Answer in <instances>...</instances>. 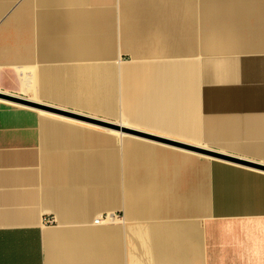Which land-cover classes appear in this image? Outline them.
Here are the masks:
<instances>
[{"label": "crops", "instance_id": "crops-1", "mask_svg": "<svg viewBox=\"0 0 264 264\" xmlns=\"http://www.w3.org/2000/svg\"><path fill=\"white\" fill-rule=\"evenodd\" d=\"M1 88L149 136L0 105V264H264V168L183 147L264 165V0H0Z\"/></svg>", "mask_w": 264, "mask_h": 264}, {"label": "water", "instance_id": "water-1", "mask_svg": "<svg viewBox=\"0 0 264 264\" xmlns=\"http://www.w3.org/2000/svg\"><path fill=\"white\" fill-rule=\"evenodd\" d=\"M0 98H4L6 100H9L11 102H14L16 104H22V105H26V106H29V107H36V108H39L41 110H45V111H52V112H55V113H60V114H64V115H69L73 118H76V119H79L81 121H87V122H91V123H94V124H97V125H103L105 127H109V128H112V129H118V130H122V131H125V132H128V133H134V131L131 129H127V128H122L120 125H117V124H112V123H109V122H106V121H102V120H96V119H93V118H90V117H87V116H81V115H78L76 113H73V112H67L64 111V110H61V109H58V108H55L53 106H45V105H42L40 103H37V102H32L28 99H25V98H22L20 96H14L12 94H9V93H6L4 91H1L0 92ZM66 113V114H65ZM135 134V133H134ZM138 135V134H137ZM140 136H142V134H139ZM186 148L190 149V150H193V151H198L202 154H205V155H208V156H211V157H216V158H220V159H224V160H227V161H233V162H236V163H239V164H243V165H251V166H254V167H257V168H264V165H257L255 163H252V162H249V161H244V160H241L239 158H236L234 156H231V155H226L222 152H219L217 150H209V149H205L203 147H192V146H185Z\"/></svg>", "mask_w": 264, "mask_h": 264}, {"label": "rangeland", "instance_id": "rangeland-1", "mask_svg": "<svg viewBox=\"0 0 264 264\" xmlns=\"http://www.w3.org/2000/svg\"><path fill=\"white\" fill-rule=\"evenodd\" d=\"M151 30L152 31H154V34L155 35H161L163 32H164V29L163 28H151ZM1 90L2 91H4V92H6V93H9V94H15V93H12V92H10V91H5L4 89H2L1 88ZM0 90V91H1ZM15 96V95H14ZM4 105L5 107H7V108H18V107H20V108H29V106H26V105H21V104H15V103H13V102H10V101H7V100H5V99H2V100H0V105ZM31 108V107H30ZM35 109V108H34ZM52 112V111H51ZM68 112V111H67ZM55 113V112H54ZM57 115H62V116H65V117H67V116H69L68 114L67 115H64V114H60V113H56ZM66 114V113H65ZM57 115H54V117H56V118H58V119H62L63 120V118H61V116H57ZM69 117H71V116H69ZM73 118V117H72ZM76 119V118H75ZM79 120V119H78ZM81 121V120H80ZM84 121V120H83ZM107 128H109V127H107ZM103 129H105V128H103ZM110 129H112V128H110ZM133 131H134V133L135 134H142V136H145V137H148L149 135H145L144 133H142V132H138V131H135L134 129H132ZM155 137V136H154ZM156 140H158V141H161V142H169V141H172V140H169V141H167V139H160V138H155ZM172 144H174V143H172ZM184 146V148L185 149H188V148H186L185 146H186V144H183Z\"/></svg>", "mask_w": 264, "mask_h": 264}, {"label": "built area", "instance_id": "built-area-1", "mask_svg": "<svg viewBox=\"0 0 264 264\" xmlns=\"http://www.w3.org/2000/svg\"><path fill=\"white\" fill-rule=\"evenodd\" d=\"M110 217L107 215V216H104V217H102V218H99L97 221L98 222H100V221H102V219L103 220H106V219H109ZM54 221V220H53ZM53 221H51V223L53 222Z\"/></svg>", "mask_w": 264, "mask_h": 264}, {"label": "bare ground", "instance_id": "bare-ground-1", "mask_svg": "<svg viewBox=\"0 0 264 264\" xmlns=\"http://www.w3.org/2000/svg\"><path fill=\"white\" fill-rule=\"evenodd\" d=\"M2 99H4V98H2ZM1 98H0V100H2ZM6 100V99H5ZM7 101H9V100H7ZM11 102V101H10ZM14 103V102H13ZM48 112V111H47ZM120 131H122V130H120ZM123 132H125V131H123ZM126 133H128V132H126Z\"/></svg>", "mask_w": 264, "mask_h": 264}]
</instances>
